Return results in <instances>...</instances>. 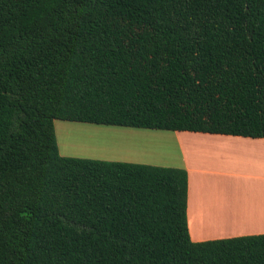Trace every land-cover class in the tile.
Segmentation results:
<instances>
[{
    "label": "trees",
    "instance_id": "obj_1",
    "mask_svg": "<svg viewBox=\"0 0 264 264\" xmlns=\"http://www.w3.org/2000/svg\"><path fill=\"white\" fill-rule=\"evenodd\" d=\"M56 121L264 139V0H0V264H264L192 241L186 169L63 157Z\"/></svg>",
    "mask_w": 264,
    "mask_h": 264
},
{
    "label": "crops",
    "instance_id": "obj_2",
    "mask_svg": "<svg viewBox=\"0 0 264 264\" xmlns=\"http://www.w3.org/2000/svg\"><path fill=\"white\" fill-rule=\"evenodd\" d=\"M175 133L189 177L187 216L192 241L263 235L264 139Z\"/></svg>",
    "mask_w": 264,
    "mask_h": 264
},
{
    "label": "rangeland",
    "instance_id": "obj_3",
    "mask_svg": "<svg viewBox=\"0 0 264 264\" xmlns=\"http://www.w3.org/2000/svg\"><path fill=\"white\" fill-rule=\"evenodd\" d=\"M55 130L59 151L63 154H71V158L93 159V157L103 156L104 160L96 159L155 167L184 168L183 155L177 142L176 134L178 133L175 132L105 127L64 121H56ZM89 135L94 142L90 140ZM203 156L200 154L199 158L202 160ZM215 181L212 182L216 183ZM249 190L252 195L257 194V190L253 188Z\"/></svg>",
    "mask_w": 264,
    "mask_h": 264
},
{
    "label": "bare ground",
    "instance_id": "obj_4",
    "mask_svg": "<svg viewBox=\"0 0 264 264\" xmlns=\"http://www.w3.org/2000/svg\"><path fill=\"white\" fill-rule=\"evenodd\" d=\"M90 136H91V135H89V137H90ZM89 137H87V138H89ZM91 137H92V136H91ZM91 137H90V138H91ZM67 138H68V137H67ZM84 139H85V138H84ZM86 140H87V139H86ZM90 140H92V142H94V140H93L92 138H91ZM87 141H89V140H87ZM87 141L84 140V142H87ZM89 142L92 143L91 141H89ZM87 143H88V142H87ZM63 147H64V146H63ZM65 147H66V146H65ZM204 219H206V218L204 217ZM207 220H208V219H207ZM204 221H205V220H204ZM208 222H209V221H208ZM208 222H207V223H208ZM201 224L205 225L206 223L204 224L203 222H201ZM204 231H205V229H204ZM204 231H203V233H205ZM203 235H204V234H203Z\"/></svg>",
    "mask_w": 264,
    "mask_h": 264
}]
</instances>
